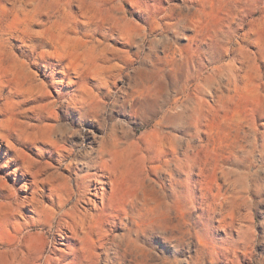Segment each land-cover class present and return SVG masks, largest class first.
Masks as SVG:
<instances>
[{"label":"rangeland","instance_id":"obj_1","mask_svg":"<svg viewBox=\"0 0 264 264\" xmlns=\"http://www.w3.org/2000/svg\"><path fill=\"white\" fill-rule=\"evenodd\" d=\"M168 1L108 0L106 6L99 1L93 4L126 11L130 31L118 33L120 41L100 38L102 45L93 51L92 60L81 57L83 87L96 88L99 83L110 82V89L95 90L93 96L99 106H105L100 107L104 112L100 116L115 121L106 128L93 129L94 123L86 120L73 129V140L82 144L96 139L97 145L115 126L114 133L120 138L131 136L129 140L137 144L129 152L136 150L130 154L137 169L127 195L139 206L144 205L133 210L128 222L125 220L128 227H121L111 237L100 264H264V0H190L196 7L188 14L192 23L175 44L185 46L190 37L197 39L194 47L200 53L186 54L193 56L195 67L191 66L190 74L199 93L193 91L195 87L185 93L182 101L190 99L187 105L196 114L177 124L167 114L154 118L143 103L160 97L170 82V67L159 60L166 57L165 50L158 48L149 59L144 55L136 58L133 55L137 50L126 45L137 41L145 54L149 51L150 41L160 38L157 30L168 22L158 21L159 7L170 10L183 2ZM55 3L53 8L64 2ZM139 6L147 10L145 20L138 16ZM73 21V17L67 18L64 23L71 26ZM154 27L157 30L153 31ZM11 46L3 45L5 50H12ZM105 57L109 62L103 68L95 65V59ZM184 67L178 69L183 71ZM68 110L73 112L72 107ZM173 148L179 161L175 192L171 170L166 166ZM188 167H192L190 177ZM31 235L35 243L30 248L43 249L45 257L55 246L64 249L68 244L66 235L56 238L49 229H34L27 236ZM6 239L8 235L0 231V264L11 259L8 253L13 249L2 245Z\"/></svg>","mask_w":264,"mask_h":264},{"label":"bare ground","instance_id":"obj_2","mask_svg":"<svg viewBox=\"0 0 264 264\" xmlns=\"http://www.w3.org/2000/svg\"><path fill=\"white\" fill-rule=\"evenodd\" d=\"M98 1L105 6L108 2L0 0V231L8 235L2 245L13 249L8 253L11 259L8 258L6 264H100L101 253L114 233L123 226L128 227L125 220L128 222L132 218L133 210L144 207L127 195L132 173L137 169L130 154L137 143L129 140L131 136L120 138L121 135L114 133L115 126L101 137L97 145L95 138L94 142L82 144L73 140V129L86 120L94 123L93 129L106 128L115 121L113 117L104 115L103 119L100 116V103H96L93 96L95 90L110 89V82L99 83L96 88L86 87V84L83 87L81 57L92 60L91 54L102 45L100 38L102 41H120L118 33L129 29L131 22L127 19L128 13L120 8L95 7L93 4ZM55 2L64 3L53 8ZM75 2L78 3L76 12L73 11ZM191 4L190 0H183L182 5H174L170 10L159 7L161 16L158 21L168 22L158 30L156 27L152 29L160 31L157 35L160 38L150 41L146 54L137 41L126 44L137 50L133 55L136 58L144 55L149 59L158 48L165 50L166 57L159 60H164L170 67V82L163 87L165 90L160 97L143 103L154 118L167 114L174 124L196 114L187 105L190 99L186 102L182 98L195 87L190 74L195 62L193 56L186 53H200L194 47L197 39L190 37L185 46L175 44L182 31L192 23L188 14L196 11V7ZM140 9L138 16L145 20L147 10ZM72 17L71 26L64 23L65 19ZM5 43L12 45V50H5ZM66 62L69 63L66 65ZM108 62L106 57L94 60L95 65L102 68ZM179 66L184 70L178 69ZM123 71L121 68V73ZM198 90L195 87L193 91ZM69 107L73 112L68 110ZM170 143L174 142L171 140ZM191 158L189 165L192 164ZM178 162L173 148L166 160L173 177V192ZM188 168L190 177L192 167ZM142 171L145 172V168ZM34 229H49L55 232L56 238L66 235L68 244L64 249L55 246L51 255L45 257L43 249L33 251L30 248L35 237L27 235ZM56 241L54 245H58Z\"/></svg>","mask_w":264,"mask_h":264}]
</instances>
